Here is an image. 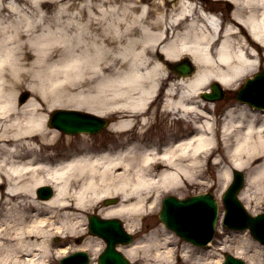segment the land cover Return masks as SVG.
Instances as JSON below:
<instances>
[{
	"label": "bare ground",
	"instance_id": "6f19581e",
	"mask_svg": "<svg viewBox=\"0 0 264 264\" xmlns=\"http://www.w3.org/2000/svg\"><path fill=\"white\" fill-rule=\"evenodd\" d=\"M219 1L234 10L215 14L223 8L213 0H0V264H46L51 236L80 232L86 213L113 195L121 202L99 214L126 217L130 230L157 210L162 191L223 190L234 169L248 172L241 196L264 204V111L236 104L218 126L199 98L213 81L236 89L264 67V0ZM184 56L197 70L169 84L163 108L190 130L172 131L163 146L138 138L121 150L43 154L57 141L47 127L55 108L117 113L111 128L124 135L146 127L159 85L174 79L164 61ZM25 85L36 96L20 107ZM47 183L55 194L41 200ZM167 230L158 225L122 251L139 264H171L177 236ZM238 241L240 256L264 264L257 245L249 255V238ZM182 253L211 262L193 258L189 245Z\"/></svg>",
	"mask_w": 264,
	"mask_h": 264
},
{
	"label": "rangeland",
	"instance_id": "374dc122",
	"mask_svg": "<svg viewBox=\"0 0 264 264\" xmlns=\"http://www.w3.org/2000/svg\"><path fill=\"white\" fill-rule=\"evenodd\" d=\"M171 1H172L171 4H174L177 0H170V2ZM198 1H200L201 3L205 2L204 0H198ZM220 5H221V8H223L222 9L223 11L218 12L219 15L223 14L222 12L227 11L224 4H219L218 8ZM159 59H160V57H159ZM29 61H32V59H30ZM259 69L257 71H259ZM29 70H30V68H29ZM257 71H253V73L249 74L250 76H248V78L252 77L254 75V73ZM29 72H31V71H29ZM245 80H243L242 84L244 83ZM173 81H175V82L178 81V78L175 77L173 80H170L167 77L166 82L161 84V87H160L161 89H160L156 99L154 100V102L152 103V105L149 108L150 112L147 115V117L149 118V120H148L149 124H146V127L142 128V129L139 126L134 127L137 134H139L141 136H147L148 135L147 136L148 140L157 141L159 138L165 136V133L167 132L168 129H170L168 131H171V127H172V129H178V128H183V126L185 125V123H183L182 121L178 122L176 120H174V123L172 124L171 118H173V117L170 118L164 114L165 111H164L163 105H164V102L166 99L165 93H166V90L168 89L169 84ZM25 86L21 87L18 90V93H17L18 102H20V99L22 98V94L25 92L29 93L30 97L36 96L33 94L32 90H30L27 86L26 87ZM236 86L239 87L240 83H238V85H236ZM233 94L234 93H230V91H228V93L225 95V99L217 101L215 103L216 106L219 108L225 102L232 101L231 99L233 97ZM116 114L117 113L113 112V114H110V116H109L112 119V121H114V122L117 119H119V117L115 116ZM176 122H177V124H176ZM131 133H134V132H131ZM123 136L124 135H122L120 132L116 131L115 129H113L111 127H110V129L105 130L103 133H101L99 135H95V136H91V135L67 136V135L59 133L57 136V141L47 151L55 150V152H59V151L67 150V149H71V150L79 149V148L85 149V147L88 146L90 143L91 144H100V143H109V142L110 143H120V140ZM213 171H214V174L218 175V168H214ZM215 178L218 179V177H215ZM207 191H209V188H206V187L196 188V187L190 186L188 188H185V187L182 188L181 187L179 189H175L171 194L176 195V196L181 197V198H184V197H187L189 195H193V194H197V193H203V192H207ZM212 191H213V193H215L217 198H219V200L221 201V196H222L224 190H217L216 188H213ZM251 192H252V195H256L255 189L252 188ZM104 208H106V207L103 204H101L99 207L98 206L96 207L97 211L103 210ZM249 210L253 213H258V212L264 211V204H259L257 206L256 201H254L252 204H249ZM92 212H94V211H92ZM158 212H159V209H157V211L153 212V214H151L149 216L145 217V215H144L145 218L143 219V226H141V228H143V230L149 231V230H152L154 228L156 229L158 227V225H161V223L159 222V219H158ZM221 212H223L222 208H221ZM153 224L156 226L152 227ZM218 228H219V230L225 231V236H224V238L222 236V238L225 240L226 243L224 242L225 244L223 243V244L216 246L217 251L216 250H214V251L208 250V251L203 252V254H204L202 257L203 261H206V260L208 261L209 258H211V260L213 262L222 260L223 259V253L222 252H223V250H226V249H228V251H230L231 253H237L239 251V249L237 247L238 246L237 241L240 238L249 237L251 240H254L248 231H243L240 234H235V233L230 232L229 230H227L221 226H218ZM82 235L83 234L78 232L77 234L71 235L70 237L63 236L64 238L67 239V242L71 241L68 246H63V247H60V246H61V244L63 245V243L66 240L64 238H59V240H57V242H59L60 244L56 245L57 247L53 248L54 258H52V262H49V264H57L58 263V261H57L58 255H63L65 253H69V251L71 252V251H74V250H77V249L84 247L83 243L79 244L76 241L77 238L81 237ZM177 240H179V238H177ZM53 241L56 242V238H53ZM220 241H221V239H220ZM184 243H185V241L180 239V242L178 245H176L175 249L176 250L179 249L178 251L181 253ZM58 250L60 252H58ZM254 250H255V248L252 245H249V249H248L247 253L249 255H254V253H255ZM175 261L176 262L178 261V264L182 263V261H180V259H179V256H177V260L175 258ZM95 262H96V260L95 261L93 260L91 264H94ZM133 264H138V263L134 262Z\"/></svg>",
	"mask_w": 264,
	"mask_h": 264
},
{
	"label": "water",
	"instance_id": "95a60500",
	"mask_svg": "<svg viewBox=\"0 0 264 264\" xmlns=\"http://www.w3.org/2000/svg\"><path fill=\"white\" fill-rule=\"evenodd\" d=\"M188 68L187 67H182L181 68V70H180V72L182 73V74H185V73H187V72H189V70H187ZM216 89H218V86H216L215 87ZM74 116V115H73ZM89 120H91L92 122H94V125H95V127L94 128H97L98 127V125H99V122L98 121H96V120H94V119H89ZM62 128H66V129H72L73 131L75 130V129H88V126H81V127H79V128H75V127H73V128H71V126H69V125H66L65 124V121H62V123H61V125H60ZM93 127V126H92ZM92 129V128H91ZM231 195H232V197H233V192L231 193ZM167 215H164L163 214V217H166ZM252 222H251V224H250V226L253 228V220H251ZM253 230H254V228H253Z\"/></svg>",
	"mask_w": 264,
	"mask_h": 264
}]
</instances>
